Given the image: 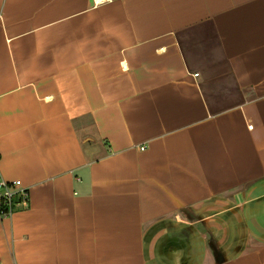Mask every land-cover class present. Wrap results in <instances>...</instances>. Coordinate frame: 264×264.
Returning a JSON list of instances; mask_svg holds the SVG:
<instances>
[{
  "label": "crops",
  "instance_id": "obj_1",
  "mask_svg": "<svg viewBox=\"0 0 264 264\" xmlns=\"http://www.w3.org/2000/svg\"><path fill=\"white\" fill-rule=\"evenodd\" d=\"M0 177V264H264V0H0Z\"/></svg>",
  "mask_w": 264,
  "mask_h": 264
},
{
  "label": "built area",
  "instance_id": "obj_2",
  "mask_svg": "<svg viewBox=\"0 0 264 264\" xmlns=\"http://www.w3.org/2000/svg\"><path fill=\"white\" fill-rule=\"evenodd\" d=\"M16 202L26 205V188L21 185L19 179L5 181L0 177V215L10 214Z\"/></svg>",
  "mask_w": 264,
  "mask_h": 264
}]
</instances>
